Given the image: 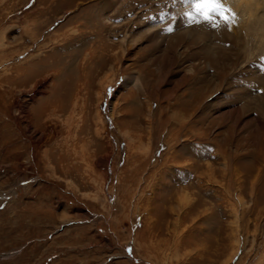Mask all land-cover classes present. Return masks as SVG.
<instances>
[{
    "label": "rangeland",
    "instance_id": "obj_1",
    "mask_svg": "<svg viewBox=\"0 0 264 264\" xmlns=\"http://www.w3.org/2000/svg\"><path fill=\"white\" fill-rule=\"evenodd\" d=\"M228 4L0 0V264H264V0Z\"/></svg>",
    "mask_w": 264,
    "mask_h": 264
},
{
    "label": "snow or ice",
    "instance_id": "obj_2",
    "mask_svg": "<svg viewBox=\"0 0 264 264\" xmlns=\"http://www.w3.org/2000/svg\"><path fill=\"white\" fill-rule=\"evenodd\" d=\"M180 2L185 5V8L181 9L179 14L183 15L189 24L203 21L211 27L216 28L219 27L220 23H223L231 30L235 22L236 13L229 6L228 0H180ZM197 17H199V21ZM175 18V16L172 17L173 20ZM163 19L164 17H161V20ZM163 30L170 33L174 31V28L169 23Z\"/></svg>",
    "mask_w": 264,
    "mask_h": 264
},
{
    "label": "bare ground",
    "instance_id": "obj_3",
    "mask_svg": "<svg viewBox=\"0 0 264 264\" xmlns=\"http://www.w3.org/2000/svg\"><path fill=\"white\" fill-rule=\"evenodd\" d=\"M258 1H260V0H258ZM254 2H255V1H254ZM254 4H256V3H254ZM257 5H258V4H257ZM243 6H244L245 11L248 10L247 8H245L246 5H243ZM250 6H251V5L248 4V7H250ZM263 6H264V5H263ZM254 7H255V5H254ZM255 8H256V7H255ZM250 10H251V8H250ZM248 12H249V11H248ZM252 12H253V11H252ZM254 12H255V11H254ZM249 13H250V12H249ZM254 14H255V13H254ZM253 16H254V15H253ZM253 16H252V17H253ZM257 16H258V15H257ZM255 17H256V16H255ZM258 19H259V18H258ZM260 19H261V18H260ZM259 21H260V20H259ZM204 24H205V23H204ZM254 25H255V24H254Z\"/></svg>",
    "mask_w": 264,
    "mask_h": 264
}]
</instances>
